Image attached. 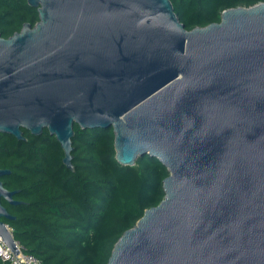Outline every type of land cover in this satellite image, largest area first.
I'll return each mask as SVG.
<instances>
[{
	"label": "water",
	"instance_id": "obj_1",
	"mask_svg": "<svg viewBox=\"0 0 264 264\" xmlns=\"http://www.w3.org/2000/svg\"><path fill=\"white\" fill-rule=\"evenodd\" d=\"M27 2L38 21L0 35V132L47 128L72 169L74 123L111 126L118 163L168 171L107 264H264V1L192 29L170 0ZM17 191L0 180L14 256Z\"/></svg>",
	"mask_w": 264,
	"mask_h": 264
},
{
	"label": "trees",
	"instance_id": "obj_2",
	"mask_svg": "<svg viewBox=\"0 0 264 264\" xmlns=\"http://www.w3.org/2000/svg\"><path fill=\"white\" fill-rule=\"evenodd\" d=\"M170 1L179 21L192 29L219 22L225 9L264 0ZM37 21V8L26 0H0L2 37ZM21 130L25 139L0 132V168L10 170L0 180L18 190L13 198L20 201L12 205L1 199L14 216L3 219L14 240L42 264H107L121 234L163 199L165 165L149 154L122 165L115 159L111 126L81 129L74 123L70 169L47 128L39 135Z\"/></svg>",
	"mask_w": 264,
	"mask_h": 264
},
{
	"label": "built area",
	"instance_id": "obj_3",
	"mask_svg": "<svg viewBox=\"0 0 264 264\" xmlns=\"http://www.w3.org/2000/svg\"><path fill=\"white\" fill-rule=\"evenodd\" d=\"M15 241V240H14ZM15 245L19 251L15 256V252L11 250L0 238V260L9 264H42L40 259L35 255L25 252L22 245L15 241Z\"/></svg>",
	"mask_w": 264,
	"mask_h": 264
},
{
	"label": "flooded vegetation",
	"instance_id": "obj_4",
	"mask_svg": "<svg viewBox=\"0 0 264 264\" xmlns=\"http://www.w3.org/2000/svg\"><path fill=\"white\" fill-rule=\"evenodd\" d=\"M26 1H27V0H26ZM27 4H28V2H27ZM24 23H26V22H24ZM24 23H23V24H24ZM27 23H29V22H27ZM35 23H36V22H35ZM23 24H22V25H23ZM29 24H30V23H29ZM31 26H33V25H31ZM21 27H22V26H21ZM20 29H21V28H20ZM15 32H17V31H15ZM15 32H14V33H15Z\"/></svg>",
	"mask_w": 264,
	"mask_h": 264
}]
</instances>
